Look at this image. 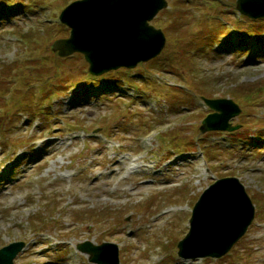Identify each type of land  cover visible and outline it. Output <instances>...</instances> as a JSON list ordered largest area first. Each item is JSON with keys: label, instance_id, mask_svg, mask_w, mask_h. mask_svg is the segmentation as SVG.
Instances as JSON below:
<instances>
[{"label": "rangeland", "instance_id": "374dc122", "mask_svg": "<svg viewBox=\"0 0 264 264\" xmlns=\"http://www.w3.org/2000/svg\"><path fill=\"white\" fill-rule=\"evenodd\" d=\"M73 1L0 0V248L24 244L14 264H92L85 242L113 244L119 264H264L263 19L237 0H166L150 23L160 55L91 79L81 54L51 50ZM245 30L257 39L240 44ZM203 93L238 106L236 131L199 132ZM221 178L244 187L251 224L221 258H180L195 202Z\"/></svg>", "mask_w": 264, "mask_h": 264}, {"label": "water", "instance_id": "95a60500", "mask_svg": "<svg viewBox=\"0 0 264 264\" xmlns=\"http://www.w3.org/2000/svg\"><path fill=\"white\" fill-rule=\"evenodd\" d=\"M166 7V0L74 1L59 15V21L70 28L69 37L56 40L51 49L62 58L81 54L88 64V72L94 76L119 68L132 69L163 50L165 36L150 22ZM236 9L252 19L264 18V0H237ZM204 102L215 113L202 121L201 132L237 129L229 124L239 113L236 104L227 99H204ZM253 217L254 206L238 180H216L195 203L189 231L177 245L178 255L185 259L220 258L245 234ZM23 247V243L15 242L1 248L0 264H14ZM190 247L194 248L192 254L187 253ZM77 249L89 254L92 263L119 264L113 244L95 247L85 242Z\"/></svg>", "mask_w": 264, "mask_h": 264}, {"label": "trees", "instance_id": "16d2710c", "mask_svg": "<svg viewBox=\"0 0 264 264\" xmlns=\"http://www.w3.org/2000/svg\"><path fill=\"white\" fill-rule=\"evenodd\" d=\"M246 32V33H245ZM245 32L244 33H241V37L239 38V41H240V44L241 43H244V40H247L248 39V37H250V38H254L255 36H254V33L252 32V33H249V32H247V30H245ZM244 35H245V37H244ZM243 36V37H242ZM255 40L257 39V37H255L254 38ZM241 40H243V42H241ZM245 44V43H244ZM64 59H62V61H63ZM59 61V60H58ZM150 63H152V61L150 62ZM199 84L200 85H202V86H207L206 84H210V82L208 81V80H200V82H199ZM200 89V86H197V90H199ZM203 95H204V93H203ZM206 96V95H205ZM247 102H248V100H247ZM30 108H32V106H29L28 105V107L26 108V110L28 111H33V109H30ZM260 140H262V138H260ZM80 214H77V216H79Z\"/></svg>", "mask_w": 264, "mask_h": 264}]
</instances>
